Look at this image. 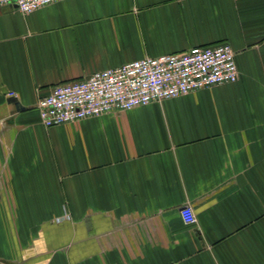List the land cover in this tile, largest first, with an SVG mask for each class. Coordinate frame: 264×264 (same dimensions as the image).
Returning a JSON list of instances; mask_svg holds the SVG:
<instances>
[{
  "label": "crops",
  "instance_id": "1",
  "mask_svg": "<svg viewBox=\"0 0 264 264\" xmlns=\"http://www.w3.org/2000/svg\"><path fill=\"white\" fill-rule=\"evenodd\" d=\"M221 43L234 84L40 120L56 86ZM0 264H264V0L0 5Z\"/></svg>",
  "mask_w": 264,
  "mask_h": 264
},
{
  "label": "built area",
  "instance_id": "2",
  "mask_svg": "<svg viewBox=\"0 0 264 264\" xmlns=\"http://www.w3.org/2000/svg\"><path fill=\"white\" fill-rule=\"evenodd\" d=\"M64 0H0L27 15ZM229 43L196 47L187 52L158 58L147 57L118 68L98 71L75 83L56 86L38 99L43 126L50 128L113 111L159 103L216 86L234 84L239 69ZM63 219H69L68 214ZM186 225L197 222L192 208L181 211Z\"/></svg>",
  "mask_w": 264,
  "mask_h": 264
}]
</instances>
